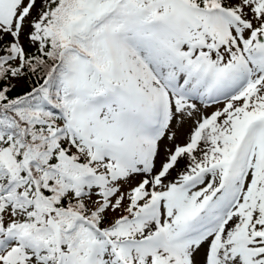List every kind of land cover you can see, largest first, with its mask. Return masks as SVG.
<instances>
[{"label": "snow or ice", "instance_id": "obj_1", "mask_svg": "<svg viewBox=\"0 0 264 264\" xmlns=\"http://www.w3.org/2000/svg\"><path fill=\"white\" fill-rule=\"evenodd\" d=\"M0 264H264V0H0Z\"/></svg>", "mask_w": 264, "mask_h": 264}]
</instances>
